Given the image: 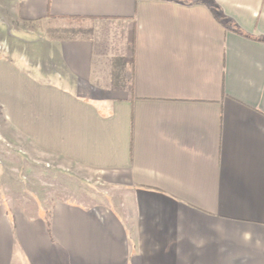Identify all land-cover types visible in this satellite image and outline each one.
<instances>
[{
    "label": "crops",
    "instance_id": "obj_1",
    "mask_svg": "<svg viewBox=\"0 0 264 264\" xmlns=\"http://www.w3.org/2000/svg\"><path fill=\"white\" fill-rule=\"evenodd\" d=\"M0 142L106 194L0 264H264V0H0Z\"/></svg>",
    "mask_w": 264,
    "mask_h": 264
},
{
    "label": "rangeland",
    "instance_id": "obj_2",
    "mask_svg": "<svg viewBox=\"0 0 264 264\" xmlns=\"http://www.w3.org/2000/svg\"><path fill=\"white\" fill-rule=\"evenodd\" d=\"M80 176V177H79ZM94 180L82 179L70 168L28 157L17 143L0 142V205L26 209L54 200L93 205L103 202L105 191ZM46 202V203H45Z\"/></svg>",
    "mask_w": 264,
    "mask_h": 264
}]
</instances>
